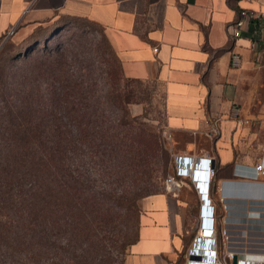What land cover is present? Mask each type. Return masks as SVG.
I'll return each instance as SVG.
<instances>
[{
	"label": "crops",
	"instance_id": "obj_1",
	"mask_svg": "<svg viewBox=\"0 0 264 264\" xmlns=\"http://www.w3.org/2000/svg\"><path fill=\"white\" fill-rule=\"evenodd\" d=\"M243 9L264 12V0H0V40L12 29L18 39L56 30L65 18L104 28L123 76L151 88L167 127L186 133L178 155L213 159L221 247L244 255L264 254V176L244 175L264 161V42L248 19L240 37L230 34ZM234 105L238 116L231 115ZM214 126L219 131L211 136ZM183 186L199 205L191 181ZM179 191L147 196L125 264H183L196 232L186 230Z\"/></svg>",
	"mask_w": 264,
	"mask_h": 264
},
{
	"label": "trees",
	"instance_id": "obj_2",
	"mask_svg": "<svg viewBox=\"0 0 264 264\" xmlns=\"http://www.w3.org/2000/svg\"><path fill=\"white\" fill-rule=\"evenodd\" d=\"M86 68L91 69L90 63L75 73L63 53L47 54L5 93V110L0 109V244L13 253L27 250V240L36 250L61 247L52 238L66 234V223L83 209L96 206L94 155L95 165L105 166L114 154L140 152L144 132L138 127L125 132L123 117L111 122L96 82L82 72ZM107 74L116 78L111 67ZM113 84L104 95L112 104L121 102Z\"/></svg>",
	"mask_w": 264,
	"mask_h": 264
},
{
	"label": "rangeland",
	"instance_id": "obj_3",
	"mask_svg": "<svg viewBox=\"0 0 264 264\" xmlns=\"http://www.w3.org/2000/svg\"><path fill=\"white\" fill-rule=\"evenodd\" d=\"M53 29L46 33L36 31L30 38L6 35L0 40V109L5 110L2 108L5 93L30 75L35 61L47 54L63 53L75 73H81V64L90 63L91 69L82 72H87L96 82L101 106L113 124L123 117L125 125L121 129L125 132L137 127L144 132L138 140L140 152L114 154L112 162L105 166L95 165L94 155L91 179L93 195L98 197L92 212L83 209L79 218L73 217L74 222L66 223V234L52 238L59 248L36 250L33 241L27 240V250L19 248L13 253L7 245L0 244V264H125L138 237L145 199L150 194L168 191L167 179L175 174V158L184 150L187 135L167 127L160 97H155L151 88L123 76L102 26L88 19L65 18L49 36ZM108 67L116 78L109 77ZM114 82L112 87L121 94V102L112 104L106 102L104 95ZM178 194L185 203V227L191 236L199 221L197 196L186 186ZM75 227L80 230L78 234Z\"/></svg>",
	"mask_w": 264,
	"mask_h": 264
},
{
	"label": "built area",
	"instance_id": "obj_4",
	"mask_svg": "<svg viewBox=\"0 0 264 264\" xmlns=\"http://www.w3.org/2000/svg\"><path fill=\"white\" fill-rule=\"evenodd\" d=\"M245 19L255 21L253 34L255 38L264 42V12L243 9L241 17L228 26L230 34L237 38L242 35ZM14 29L9 31L7 36H11ZM258 41L254 42V45ZM241 54L233 53L232 66L238 67L241 62ZM239 107L234 105L231 110L232 116H238ZM218 127L214 126L210 135L218 133ZM175 174H170L167 179V188L173 193H177L183 187L184 180H190L196 189L199 198V221L198 229L192 242L183 257V264H233L234 257L237 256V264H264V254L248 253L241 254L234 251H225L221 247L218 228L217 207L212 196L214 177L216 174L215 163L211 157L198 155H177L174 163ZM250 177L259 178L264 176V161L254 167L253 173H245ZM220 201L223 208L227 209L226 198L221 195ZM222 237L227 240L228 232L224 229Z\"/></svg>",
	"mask_w": 264,
	"mask_h": 264
},
{
	"label": "water",
	"instance_id": "obj_5",
	"mask_svg": "<svg viewBox=\"0 0 264 264\" xmlns=\"http://www.w3.org/2000/svg\"><path fill=\"white\" fill-rule=\"evenodd\" d=\"M198 226H199V225L197 224V226H196V230L198 229ZM233 264H237V256L234 257Z\"/></svg>",
	"mask_w": 264,
	"mask_h": 264
}]
</instances>
